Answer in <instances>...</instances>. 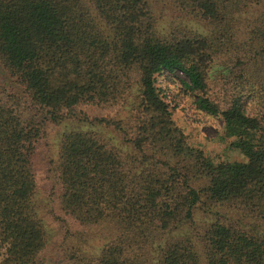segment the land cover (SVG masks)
Returning a JSON list of instances; mask_svg holds the SVG:
<instances>
[{
	"label": "trees",
	"instance_id": "obj_1",
	"mask_svg": "<svg viewBox=\"0 0 264 264\" xmlns=\"http://www.w3.org/2000/svg\"><path fill=\"white\" fill-rule=\"evenodd\" d=\"M166 1L208 33L161 34L151 0H0V64L21 87L0 86V247L11 264H43L36 143L66 120L88 128L63 132L53 161L61 221L74 236L116 232L95 256L73 246L84 264H264V0ZM162 71L185 76L242 160L188 144L155 84ZM214 208L238 217L214 211L196 230L197 210Z\"/></svg>",
	"mask_w": 264,
	"mask_h": 264
},
{
	"label": "rangeland",
	"instance_id": "obj_2",
	"mask_svg": "<svg viewBox=\"0 0 264 264\" xmlns=\"http://www.w3.org/2000/svg\"><path fill=\"white\" fill-rule=\"evenodd\" d=\"M151 6L161 34H167L174 28H183L202 34L208 33L207 27L203 23L179 11L166 0H151ZM184 79L185 76L180 72L162 71L156 75L155 84L161 90L162 97L168 104L176 126L186 135L188 144L202 150L215 162L242 160L243 156L230 147L229 140L224 139L221 118L208 115L196 108L193 102L194 98L183 88L182 81ZM0 86L7 91L21 92V87L16 79L11 78L1 64ZM86 128L88 126L74 120H66L57 125L50 124L36 143L34 202L38 215L47 229L48 239L41 257L43 264H84L73 246L80 247L83 253L95 256L100 252L103 244L116 234L115 230L105 225L88 229L83 236L68 234L67 225L65 221H61L62 218L58 214L56 200L60 187L57 185L56 166L53 161L57 160L60 139L65 131ZM214 211L232 219L238 217L237 213L223 208H214L211 212L198 209L195 229L199 230L205 221L215 219ZM71 228L75 229L74 226ZM0 264H11L1 247Z\"/></svg>",
	"mask_w": 264,
	"mask_h": 264
}]
</instances>
